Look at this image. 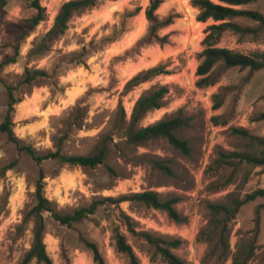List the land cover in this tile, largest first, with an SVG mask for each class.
Returning a JSON list of instances; mask_svg holds the SVG:
<instances>
[{
	"label": "rangeland",
	"instance_id": "rangeland-1",
	"mask_svg": "<svg viewBox=\"0 0 264 264\" xmlns=\"http://www.w3.org/2000/svg\"><path fill=\"white\" fill-rule=\"evenodd\" d=\"M65 1L41 0L46 17L26 38L30 18L36 13L29 0H7L0 12V62L20 45L17 60L0 67V124L6 116L10 85L22 98L15 105L13 128L24 144L41 154L59 150L66 155L95 154L106 146V157L95 167L56 158L39 164L0 130V264H25L39 224L33 208L41 171L44 193L61 213L88 207L105 196L155 190L162 197H178L176 208L187 217L177 222L166 210L131 201H108L71 224L43 211L44 242L55 264H98L86 241L98 245L107 264H132L129 255L116 247V229L126 236L140 264H167L145 233L168 240L181 238L173 251L187 264H231L253 244L255 251L246 264H264V197L244 203L230 221L227 256L212 253L200 235L213 217L210 204L231 205L232 200L264 188V165L234 156L217 162L222 153H264V144L233 131V127H246L252 135L264 136V119L254 120L264 112V68L220 67L218 82L199 87L197 67L205 47V29L212 21L195 20L197 8L192 0H164L158 8L161 18L179 14L161 28V35L169 34V42L163 45L154 41L136 46L148 30L145 11L150 0H101L72 18L69 30L52 50L30 55V48L52 27ZM251 7L264 13V0ZM122 21H126L124 33L88 57L87 64L62 66L55 76L23 83L27 68L53 74L62 53L78 50L93 38L112 36ZM131 36L134 40L127 42ZM218 45L264 51V36L259 41H241L238 34L225 33ZM158 64H164L167 72L126 88L134 75ZM160 85L168 87L163 106L149 112L138 125L177 116L186 119L176 134L189 141V154L165 137L140 144L128 139L136 100ZM215 93L222 98L218 109L213 107ZM26 264L44 263L32 259Z\"/></svg>",
	"mask_w": 264,
	"mask_h": 264
},
{
	"label": "trees",
	"instance_id": "trees-1",
	"mask_svg": "<svg viewBox=\"0 0 264 264\" xmlns=\"http://www.w3.org/2000/svg\"><path fill=\"white\" fill-rule=\"evenodd\" d=\"M258 1L261 0H192V4L197 8V20L202 22L212 21L205 29L206 35L203 40L205 47L200 53V62L197 67V75L199 77L197 85L199 87L214 85L218 82V69L220 67L228 68L240 66L249 67L251 70H260L264 68V51H252L249 49L239 51L218 45L225 33L238 34L239 40L241 41H244L246 38L253 41H259L263 38L264 13L259 9L251 7ZM100 2L101 0L65 1L61 5L52 27L34 42L29 50V54H44L52 50L54 43L63 37L69 30L72 18L76 14L97 6ZM163 2L164 0H150L145 11L146 18L149 22L148 30L146 34L137 41V47L153 43L154 41L162 45L169 42V34L161 35L160 30L173 23L179 14H169L167 17L161 18L157 14V10ZM29 4L36 9V13L30 18V25L24 34V38L30 35L37 25L46 17L45 8L41 5V0H29ZM6 5L7 0H0V12L4 10ZM134 14L135 12L129 13V15ZM125 30L126 21H122L120 25L115 26V34L112 36L100 39L93 38L88 43L82 45L78 50L62 53L59 56V64L53 69V74H49L44 69L32 70L27 68L23 83L30 85L40 77L55 76L57 75L58 68L62 66L87 64L88 57L104 49L108 43L118 39ZM19 55L20 45L15 48L12 55H7L4 60L0 62V67L15 62ZM166 72L164 64L150 67L129 79L126 83V88L130 90L141 82ZM7 88L9 97L8 108L5 119L0 124V130L7 134L8 139L15 143L20 152L26 151L39 164L49 158H56L63 163L88 167H95L96 165L104 163L106 157L105 149H107L106 146H103L101 150L95 154L66 155L59 150L41 154L31 145L24 144L16 135L13 128V112L15 111V105L20 102L22 98L16 96L12 86L8 85ZM167 92V85H160L159 87L147 90L136 100L130 124L126 131L128 139L133 143L140 144L149 139L165 137L173 146L179 148L184 153L189 154L191 151L189 141L176 134V131L187 123L186 119L177 116L168 119H161L146 126L138 125L149 112L163 106L164 97ZM213 98V107L214 109H218L222 104V98L218 93H215ZM213 119L218 123L216 116ZM261 119H264V112L260 113L254 120ZM233 131L251 137L264 144V136H254L246 127H233ZM233 156L243 157L256 164L264 165V153L261 156L237 152L222 153V159L217 160V162L229 160V158H232ZM159 165L161 168L169 172L171 171L168 166L162 163H159ZM44 177L45 175L43 171H41L36 183L37 203L33 208V212L39 217V224L34 232V242L32 247L24 257L23 263L25 264L32 259H36L44 264H55L47 251L46 243L44 242L45 223L42 215L43 211H49L56 220L63 224H71L74 221H79L82 218L89 216V214L95 213L100 206H103L108 201L117 204L123 201H131L143 204L147 207L166 210L170 217L177 222L187 221V217L182 215L176 208L178 197H162L160 192L155 190L122 194L119 197L105 196L94 200L88 207L78 208L72 213H61L56 209L53 201H51L44 193ZM259 196L264 197V188H259L248 193L244 198H236L232 200L231 205L218 203L210 204L213 217L209 221L206 229L201 231L200 235H203V239L211 245L210 250L212 253L219 252L224 257L227 256L229 249L228 225L230 221L235 218L240 207L244 203L254 200ZM122 214L128 221L129 216L124 212H122ZM145 235L150 242L157 247L156 251L161 254L167 264H187L183 258L173 251L174 248L180 246L182 243L181 238L168 240L153 237L149 233H145ZM114 238L117 249L127 253L132 264H140L138 256L132 245L128 242L126 236L116 229L114 232ZM86 245L92 250L94 260L98 264H107L95 242L86 241ZM254 251L255 245H250L242 256H235L231 264H246Z\"/></svg>",
	"mask_w": 264,
	"mask_h": 264
},
{
	"label": "bare ground",
	"instance_id": "bare-ground-1",
	"mask_svg": "<svg viewBox=\"0 0 264 264\" xmlns=\"http://www.w3.org/2000/svg\"><path fill=\"white\" fill-rule=\"evenodd\" d=\"M145 19H147V18H145ZM198 23L199 22H201V21H199V20H197V19H195ZM134 40V36H131V37H128V40H127V42H130L131 40ZM126 42V41H125ZM114 50V49H113ZM29 101V100H28ZM26 104V103H25ZM23 107H24V105H23Z\"/></svg>",
	"mask_w": 264,
	"mask_h": 264
}]
</instances>
